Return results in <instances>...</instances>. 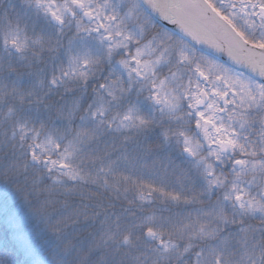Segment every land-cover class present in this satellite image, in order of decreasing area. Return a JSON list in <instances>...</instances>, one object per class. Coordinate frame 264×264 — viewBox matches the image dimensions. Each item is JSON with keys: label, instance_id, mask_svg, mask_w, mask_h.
<instances>
[{"label": "snow or ice", "instance_id": "1", "mask_svg": "<svg viewBox=\"0 0 264 264\" xmlns=\"http://www.w3.org/2000/svg\"><path fill=\"white\" fill-rule=\"evenodd\" d=\"M0 182L31 264H264V0H0Z\"/></svg>", "mask_w": 264, "mask_h": 264}, {"label": "trees", "instance_id": "2", "mask_svg": "<svg viewBox=\"0 0 264 264\" xmlns=\"http://www.w3.org/2000/svg\"><path fill=\"white\" fill-rule=\"evenodd\" d=\"M9 217H15V224L9 222ZM39 228L13 189L0 182V264H31L21 237L36 243ZM41 235L49 241L41 253L47 257L51 251V239L47 234Z\"/></svg>", "mask_w": 264, "mask_h": 264}]
</instances>
